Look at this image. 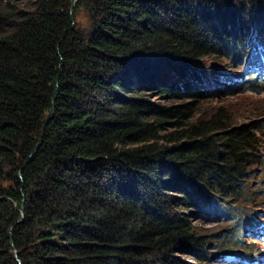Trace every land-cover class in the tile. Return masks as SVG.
<instances>
[{
	"label": "trees",
	"instance_id": "1",
	"mask_svg": "<svg viewBox=\"0 0 264 264\" xmlns=\"http://www.w3.org/2000/svg\"><path fill=\"white\" fill-rule=\"evenodd\" d=\"M70 1L0 0V264L204 261L191 208L247 189L264 123L184 100L212 79L199 58L264 51V0Z\"/></svg>",
	"mask_w": 264,
	"mask_h": 264
},
{
	"label": "rangeland",
	"instance_id": "2",
	"mask_svg": "<svg viewBox=\"0 0 264 264\" xmlns=\"http://www.w3.org/2000/svg\"><path fill=\"white\" fill-rule=\"evenodd\" d=\"M209 16L213 18L211 15ZM75 18L81 27L86 28L88 26L86 14L82 9H78ZM254 21L257 22L254 19L252 26H248V29L247 27L243 31L237 29L239 30L237 31L238 34L240 32L244 34L242 40L252 44L259 43L260 41L256 36L258 32L263 33L262 20L257 22L260 25H256ZM252 48L254 47L252 46ZM252 48H248V51L251 52ZM237 52H239V57L236 56ZM241 54L242 51L239 44H237L233 48L225 49L224 53L219 56H205L199 58L195 63V67L200 66L201 69L205 67L206 70H211L213 79L208 80L202 75H198L199 87L206 94L204 93L200 99L195 101L184 100L185 103L194 102V117L196 119L210 116L221 108L227 111L236 124H254L258 121L264 123V83L259 82L254 74L251 75L246 72L247 61L251 53L243 54L246 60L240 58ZM256 55L257 58H264V51H258ZM248 75L251 77L247 79ZM227 82H230L231 86H227ZM145 93H149L145 97L152 102H168L167 97L157 95L158 92L155 90ZM255 134L259 143L257 148L259 161L253 165L254 177L243 183L247 186V189L228 200L227 203H223L222 210H219L222 213L219 215V212L217 214L208 212L209 210L205 205L199 209L191 208L192 211H200V213L190 218L196 225L197 231L210 237L209 246L205 250L206 259L196 261L189 256H184L189 263L243 264L234 262L237 261L235 256L240 252L245 255L254 251V249H264L261 241L248 232L249 226L264 220V128L261 131H255ZM217 235L226 236L227 240H235L240 250L223 253L222 248L215 245Z\"/></svg>",
	"mask_w": 264,
	"mask_h": 264
},
{
	"label": "water",
	"instance_id": "3",
	"mask_svg": "<svg viewBox=\"0 0 264 264\" xmlns=\"http://www.w3.org/2000/svg\"><path fill=\"white\" fill-rule=\"evenodd\" d=\"M76 0H71L70 1V13L72 14V10H73V6H74V2H75ZM48 120H46V122H47ZM45 122V123H46ZM22 219H19V220H17V222H20Z\"/></svg>",
	"mask_w": 264,
	"mask_h": 264
},
{
	"label": "bare ground",
	"instance_id": "4",
	"mask_svg": "<svg viewBox=\"0 0 264 264\" xmlns=\"http://www.w3.org/2000/svg\"><path fill=\"white\" fill-rule=\"evenodd\" d=\"M224 85V84H223Z\"/></svg>",
	"mask_w": 264,
	"mask_h": 264
}]
</instances>
